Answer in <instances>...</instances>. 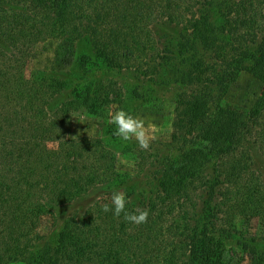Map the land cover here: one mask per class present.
<instances>
[{"label":"rangeland","instance_id":"obj_1","mask_svg":"<svg viewBox=\"0 0 264 264\" xmlns=\"http://www.w3.org/2000/svg\"><path fill=\"white\" fill-rule=\"evenodd\" d=\"M46 1L47 7L57 4L55 0ZM89 1L95 5L99 0ZM201 1L140 0L138 6L147 15L150 13L155 16L158 23L153 20H150L149 26L146 23L148 34L144 35V45L141 43V48L133 49V56L127 49L111 46L104 50L94 46L91 41L70 42L64 39V34L42 39L26 37L27 32L20 31V41L10 42V35L1 31L3 42H0V64L7 66L6 76L18 82L13 81L10 85L6 82L5 90L9 86V90H6L9 94L0 98V109L14 95L6 105V110L18 103L22 92L27 93L30 89L34 91L35 88L42 90L40 98L45 96L46 103L43 110H40L42 115L39 119L43 118L42 122L48 125L55 122L51 127L53 133L46 137V145L52 154L58 153L61 141L99 139L111 149L116 169L125 177L121 182L113 184L115 186L96 187L70 205H60L40 212L27 205L25 208L28 213L19 216V224L11 223L8 226L10 232L7 238L24 236L23 252L29 261L38 256L37 245L41 237H47L55 243L66 220L81 216L94 202L110 204L113 191L127 193L135 200L138 193L154 190L157 181L154 176L156 173H152L157 167L161 170L194 156L200 159L193 171L194 175H204L211 179L216 175L223 176V170L219 168V162L224 157L219 153L223 149L218 147L223 145L220 136L232 120L241 123L254 111L261 98L264 82L250 70L258 68L254 61L242 63L232 52L225 59L221 54L230 52L233 40H254L253 33L256 32L252 28L263 31L264 0H223L222 8L226 7L224 11L228 12L226 16H221V8L213 5L207 9L212 13V22L208 28L222 39L223 46L208 49L213 45L210 46L207 34L200 31L195 33L189 39V44L200 50L197 56L201 58L200 65L209 73L203 75V79L186 80V63H178L173 74L169 65L173 44L176 43L173 34L183 33V28H189V32H192V21L200 16ZM14 4L9 8L8 5L2 7L0 14L16 13L21 17L24 13L32 15L47 11L42 0H19ZM83 5L85 7V1ZM238 13L250 16L239 21ZM246 21L248 24H245ZM138 27L143 29V23H139ZM59 31L64 32V27L59 28ZM148 35L150 37L147 39ZM256 35L258 38L263 36L261 32ZM100 55L107 58L108 63L98 59ZM128 59L133 61L130 63ZM1 84L0 90H3ZM88 91L91 94L88 95V103L77 102L80 96L85 101ZM198 91L199 94L196 93ZM196 95H199V101L194 106L195 101L191 99ZM121 109L155 126L156 139L152 141L149 150L141 149L135 139L124 141L114 134L116 126L109 122V113ZM10 115H13L12 110L9 111ZM214 129L217 135L212 136L210 130ZM20 143L18 145L23 155L33 152L34 139L24 138ZM250 148L253 155L252 169L258 171L257 179L264 183V152L256 144ZM221 180L224 181L221 190L226 192L229 187V193H233L232 185L227 184L223 177ZM204 191L206 189L200 190V194ZM226 196L228 199L229 195ZM217 197V201H214V216L200 200L203 208L201 213H198L202 209L198 205L197 209L180 208L188 213L193 227L200 218L203 219L202 227L198 229L206 242L203 251L210 255V259L209 263L204 260L202 263L264 264V217L244 216L238 206L236 208L230 201L221 200L220 194ZM9 219L2 220L6 222ZM233 231L236 238L229 234ZM245 242H251L252 247L244 248L242 244ZM186 255L189 256L188 253ZM10 261L9 258L6 262ZM6 262L0 260V263Z\"/></svg>","mask_w":264,"mask_h":264},{"label":"trees","instance_id":"obj_2","mask_svg":"<svg viewBox=\"0 0 264 264\" xmlns=\"http://www.w3.org/2000/svg\"><path fill=\"white\" fill-rule=\"evenodd\" d=\"M18 1L0 0V12L6 5L9 8ZM42 1L45 2L44 7L47 11L41 14L24 13L21 14L22 18L16 13L15 15H8L7 12L0 14V42L1 31L10 35V42L16 43L20 41L18 35L20 31L27 32L26 37L34 36L42 39L64 34V39L70 42L91 41L94 46L104 50L111 46L127 49L133 56V49L141 48V43L144 45V35L148 34L145 27L149 26L150 20L156 22L155 16L150 13L147 15L138 6L140 0H99L95 5L89 0H55L56 6L48 7L46 6L48 1ZM222 1L215 0L212 3L211 0H202L199 6V19L192 21L193 30L190 29L192 32H189V28H183V33L173 34L176 43L173 44L169 63L172 74L178 68V63H186L188 66L186 71L188 75L184 73L186 80L203 79V75L209 73L200 65L201 58L197 57L200 50L190 45L189 39L200 31L207 34L206 38L210 41V46L213 45L208 49L223 46L222 39L216 37L215 31L208 28L212 22V13L207 11L213 5L221 8V16H226L228 12L224 11L226 7L222 8ZM237 16L240 21L244 18L248 19L250 15L241 16L238 13ZM139 23H143V29L138 27ZM245 24H248V21ZM63 27L64 32L59 31V28ZM252 30L256 33L261 32L263 36L258 38L256 33H253L254 40L251 39L249 42L243 39L233 40L230 52L225 51L221 57L225 59L232 52L242 63L254 61L258 68L250 70L264 82V29L255 31L252 28ZM148 37L150 35L147 39ZM102 55L97 58L108 63L107 58H102ZM132 61L133 59H128V62ZM6 68L7 66L0 64V83L2 82L4 88L0 90V98L9 94L6 91L9 90V86L5 90L6 82L9 85L13 81L18 82L6 76ZM196 93L199 94L200 91ZM42 94L43 91L40 89L35 88L34 91L30 89L27 93L22 92L17 104L14 103L7 110L5 108L14 95L9 103H4L0 109V135L2 133L3 136L0 139V260L2 262L5 263L10 258L11 261L6 264H203V260L209 263L210 255L203 251L206 242L201 238L202 232L200 233L198 229L202 227L203 219L200 218L195 224L196 227H193L188 213L181 210L183 207L197 209V205L201 206L200 202H203L214 216V201H217V195L220 194L221 200L230 201L236 205V208L238 206L244 216L264 217V183L257 179L258 171L252 169L253 155L250 148L256 144L264 152L263 88L258 104L248 118L241 123L232 120L220 136L223 145L218 147L223 149L219 153L224 157L219 162V168L223 170L222 177L227 184L232 185L233 193H229V187L226 192L222 191L224 189L221 190L224 182L221 180V175H216L212 179L204 175H194L193 171L199 165L200 159L194 156L186 157L185 160L164 169L158 170V167L155 169L152 173H156L154 176L157 181L154 190L138 193L135 200L126 193L129 212L137 207L149 210L147 223L139 226L130 224L124 220L123 213L120 217L114 216L111 211L105 213L102 211L103 204L94 202L81 216L70 217L64 222V227L59 231L55 243L47 237H41L40 244L37 245L38 256L35 260L29 261V257L23 252L24 236L11 237L13 241L7 238L10 232L8 226L11 223L19 224L17 223L20 220L19 216L23 217L26 216V212L28 213L25 208L27 205L37 212L60 205H70L98 186H115L113 184L125 178L116 169L111 149L99 139L81 138L61 141L58 153L52 154L46 145L48 142L46 137L53 133L51 127L55 122L48 125L42 122L43 118L39 119L42 115L40 110L46 103L45 96L40 98ZM86 95L85 101L81 96L76 101L87 104L90 97L88 95L91 94L88 91ZM197 96L199 95L191 99L195 101L194 106L199 101ZM6 100L5 98L4 101ZM10 110L13 111V115L9 116ZM210 134L217 135V131L210 130ZM24 138L34 139L33 152L27 156L21 153L19 146ZM202 189L206 191L200 194ZM226 194L229 195L228 199ZM201 212L203 208L198 213ZM198 215L200 217V214ZM2 219L10 221L5 222ZM229 234L236 238L234 231ZM242 245L246 249L252 247L251 242ZM186 253L189 256H184Z\"/></svg>","mask_w":264,"mask_h":264},{"label":"clouds","instance_id":"obj_3","mask_svg":"<svg viewBox=\"0 0 264 264\" xmlns=\"http://www.w3.org/2000/svg\"><path fill=\"white\" fill-rule=\"evenodd\" d=\"M109 116V122L116 126L114 133L116 136L124 141L135 139L141 149L145 151L149 150L152 141L156 139L154 125L147 124L144 119L133 116L123 109L115 111L114 113L110 112ZM128 203L129 200L125 193L113 191L111 194V203L103 204L102 211L105 213L111 211L116 217H120L123 213L124 220L136 226L147 223L149 210L137 207L135 210L129 212L127 210Z\"/></svg>","mask_w":264,"mask_h":264}]
</instances>
